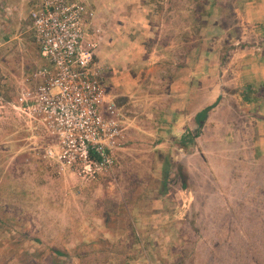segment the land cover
I'll list each match as a JSON object with an SVG mask.
<instances>
[{"label":"rangeland","instance_id":"1","mask_svg":"<svg viewBox=\"0 0 264 264\" xmlns=\"http://www.w3.org/2000/svg\"><path fill=\"white\" fill-rule=\"evenodd\" d=\"M244 1L86 0L95 11L87 34L98 50L106 33L99 10H155L156 24H163L157 35L171 47L173 60L186 53L191 62L203 48L207 71L215 58L223 63L236 44L264 50V40L245 37L246 26L234 13ZM30 16L26 33L0 46V57L8 60L0 62V264H51L53 256L59 264H264V216L238 207L245 185L252 190L261 185L264 159L245 158L252 144L241 141L249 126L237 110L233 116L222 112L240 124L235 140L205 141L209 150L201 159L192 150L195 141L185 150L174 137L153 132V125L162 124L156 110L162 102H154L155 85L145 84L132 99L133 109L119 107L120 144L105 175L83 181L31 156L41 137L38 127L8 104L17 101L21 83L37 69L30 70L31 63L40 67L44 60ZM150 53L143 58L146 71L155 66ZM97 66L113 101L117 89L101 77L105 66ZM212 133L210 128L206 134Z\"/></svg>","mask_w":264,"mask_h":264},{"label":"crops","instance_id":"2","mask_svg":"<svg viewBox=\"0 0 264 264\" xmlns=\"http://www.w3.org/2000/svg\"><path fill=\"white\" fill-rule=\"evenodd\" d=\"M38 2L39 0H0V46L26 33L25 20L28 13L37 7ZM99 13L106 22V33L102 37L100 47L95 50L93 63L96 66H105L101 77H105L116 87L117 94L113 101L118 109H133L135 104L132 99L137 98L140 91L143 93L145 84L150 87L155 85L154 102H162L159 109H156L162 124L153 125V132L162 133L159 135L165 133L175 140H180L183 136L193 134L195 114L220 98L204 123L200 135L195 138L193 152L199 154L202 159L203 150H209V144L205 149V141L216 144L234 141L240 124L228 116L223 117L222 112L226 111L233 116L237 110L239 116L246 118L245 128L249 126L247 134L241 136L242 142L252 144V152L245 158L264 159V103L259 100L255 109V103L247 102L239 94L249 86L256 90L264 89V50L255 52L249 50V47L236 44L235 47L238 48L231 50L223 63L221 59L215 58L214 63L204 71V54L207 52L204 53L203 48H200L199 53L196 51L198 55L195 54L191 62L187 56L184 57L186 53H183V56L178 53L180 59L173 60L171 47L167 42H160L157 35L158 30L163 29L162 23L159 26L155 22L156 18L158 19L157 11L99 10ZM234 13L241 25L246 26L245 37L255 42H263L264 0H246L242 3L241 10H234ZM31 31L33 33L32 27ZM125 31L129 34L124 33ZM92 39L90 33L86 34L83 46ZM144 46H147L146 52ZM150 51V56L155 58V66L146 71L143 58ZM2 60L8 61L0 57V62ZM227 92H230L231 98H226ZM126 97L129 101L125 102ZM214 114L216 115L213 116ZM210 128L215 131L211 137L206 134ZM220 129H223L224 135L217 134ZM200 142L204 145L200 146ZM246 147L243 145V150ZM237 151H240V148Z\"/></svg>","mask_w":264,"mask_h":264},{"label":"built area","instance_id":"3","mask_svg":"<svg viewBox=\"0 0 264 264\" xmlns=\"http://www.w3.org/2000/svg\"><path fill=\"white\" fill-rule=\"evenodd\" d=\"M94 17L86 0H39L31 27L48 65L22 82L17 101L8 103L38 127L33 158L89 182L114 166L122 131V116L93 63L97 43L83 46Z\"/></svg>","mask_w":264,"mask_h":264},{"label":"trees","instance_id":"4","mask_svg":"<svg viewBox=\"0 0 264 264\" xmlns=\"http://www.w3.org/2000/svg\"><path fill=\"white\" fill-rule=\"evenodd\" d=\"M40 53V50H39ZM41 56V55H40ZM43 59V58H42ZM36 63V62H35ZM31 63V69H36L38 67L37 63ZM48 65L45 60L39 63V66H46ZM235 92V90H234ZM239 94L247 101L255 103V109H257V102L259 100L264 103V89H254L252 86H249L246 91H240ZM220 98L212 105H209L199 112H197L194 116L193 123H194V131L193 134H189L188 136H183L179 141L176 142L177 146L187 150L188 147L194 146L195 138H197L200 133L201 129L209 117L210 112L217 106L219 103ZM261 185L259 188L255 187L254 190L252 188L244 186V190L241 192V198L243 202H241L238 207H245L251 208L253 212L264 216V177H261L260 181ZM255 242H253V245ZM51 264H59L58 260L55 256L51 259Z\"/></svg>","mask_w":264,"mask_h":264}]
</instances>
